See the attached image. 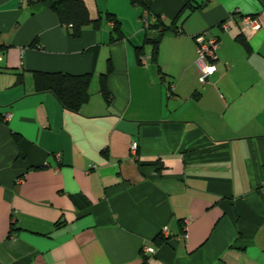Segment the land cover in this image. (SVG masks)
Returning <instances> with one entry per match:
<instances>
[{"label": "crops", "instance_id": "obj_1", "mask_svg": "<svg viewBox=\"0 0 264 264\" xmlns=\"http://www.w3.org/2000/svg\"><path fill=\"white\" fill-rule=\"evenodd\" d=\"M83 1L123 39L106 20L73 37L41 0H0V264H264V0H143L181 29L157 64L142 7ZM202 33L220 41L204 83ZM35 71L91 73L87 102L65 109Z\"/></svg>", "mask_w": 264, "mask_h": 264}, {"label": "trees", "instance_id": "obj_2", "mask_svg": "<svg viewBox=\"0 0 264 264\" xmlns=\"http://www.w3.org/2000/svg\"><path fill=\"white\" fill-rule=\"evenodd\" d=\"M132 4L140 6L143 10L153 14L149 6L145 5L143 0H129ZM41 2L50 10L55 12L60 23L70 29V34L73 37H78L81 33L83 26L92 24L96 29L100 27L103 20L112 22V30L109 37V41H117L123 39V33L121 31V25L119 19L111 13H106L105 16H99L96 19H91L87 6L83 0H41ZM190 2H187L182 11L188 7ZM190 7V6H189ZM193 8H190L192 10ZM154 15V14H153ZM156 21L145 27V43L151 44V61L157 64L159 43L162 36L169 31L180 33L181 29H176L174 21L170 25H166L161 21L159 15H156ZM180 30V32H179ZM154 31V33H153ZM143 46L135 47V54L140 61V57L143 54ZM107 69L99 76V91L107 102L110 103V93L107 89L106 79L107 75L112 71V65L110 61L107 62ZM92 74L85 73L74 75L66 72H39L33 73L34 88L37 92H50L54 95L57 101L65 109L72 112H79L81 106L87 102L89 98V88ZM156 240L157 245H162L167 242V238L163 235H158Z\"/></svg>", "mask_w": 264, "mask_h": 264}, {"label": "built area", "instance_id": "obj_3", "mask_svg": "<svg viewBox=\"0 0 264 264\" xmlns=\"http://www.w3.org/2000/svg\"><path fill=\"white\" fill-rule=\"evenodd\" d=\"M141 21L145 26L152 24L156 21L155 14H151L147 11H144L141 17ZM242 25L244 28H252L256 29L259 27L258 20L256 17L252 16H243L242 17ZM220 27L223 30L228 29V23L224 21ZM180 32V30H179ZM196 45H197V68H198V79L200 82H206L207 78L215 71V61L217 60V49L219 46V39L215 36H208L205 33L198 34L194 38ZM22 52V50L20 51ZM0 54V59H1ZM137 148V142L133 141L130 145V150L133 154H135ZM162 235L167 233L166 228L161 230ZM142 252H153L152 247H143Z\"/></svg>", "mask_w": 264, "mask_h": 264}]
</instances>
